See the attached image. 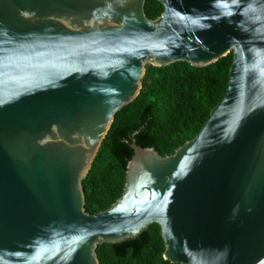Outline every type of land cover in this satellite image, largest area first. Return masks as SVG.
I'll return each instance as SVG.
<instances>
[{
    "label": "water",
    "instance_id": "water-1",
    "mask_svg": "<svg viewBox=\"0 0 264 264\" xmlns=\"http://www.w3.org/2000/svg\"><path fill=\"white\" fill-rule=\"evenodd\" d=\"M0 0V264H99L157 225L171 264H264V0ZM232 63L199 132L161 157L134 140L120 197L82 181L145 67ZM134 133L132 136H134Z\"/></svg>",
    "mask_w": 264,
    "mask_h": 264
},
{
    "label": "trees",
    "instance_id": "trees-1",
    "mask_svg": "<svg viewBox=\"0 0 264 264\" xmlns=\"http://www.w3.org/2000/svg\"><path fill=\"white\" fill-rule=\"evenodd\" d=\"M161 12L156 0L145 2L148 20ZM231 63L228 54L203 68L187 63L145 67L138 96L114 116L82 181L88 215L107 210L122 194L126 165L133 155L131 139L138 147L152 148L165 157L199 132L226 92ZM163 251L160 229L150 225L133 239L98 245L95 255L99 264H171L163 259Z\"/></svg>",
    "mask_w": 264,
    "mask_h": 264
}]
</instances>
